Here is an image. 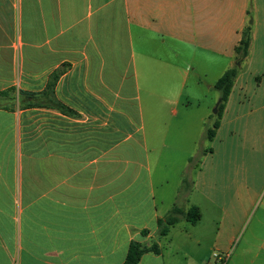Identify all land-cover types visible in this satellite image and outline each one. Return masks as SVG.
Returning a JSON list of instances; mask_svg holds the SVG:
<instances>
[{
  "label": "crops",
  "instance_id": "0c3cea01",
  "mask_svg": "<svg viewBox=\"0 0 264 264\" xmlns=\"http://www.w3.org/2000/svg\"><path fill=\"white\" fill-rule=\"evenodd\" d=\"M185 50L217 54L220 78L239 67L192 193L219 216V251L241 236L233 264H264V0H0V264H124L134 241L160 249L140 264H175L158 222L183 181L159 196L151 153L177 163L200 102L151 84L181 89Z\"/></svg>",
  "mask_w": 264,
  "mask_h": 264
},
{
  "label": "rangeland",
  "instance_id": "374dc122",
  "mask_svg": "<svg viewBox=\"0 0 264 264\" xmlns=\"http://www.w3.org/2000/svg\"><path fill=\"white\" fill-rule=\"evenodd\" d=\"M196 54L198 57L193 58L195 55L194 52L183 51L182 68L184 72H188V77L184 78L186 82L183 83L181 89L178 84H163L157 82L151 84L152 92L154 93L163 92L164 90L162 88H166V91L172 94H179L181 92L184 95V103L188 99L194 102H200L199 105L194 107L196 114L193 117V121L195 119L198 121L191 123V126H185L180 133H183V139L179 147L183 150L181 158L178 159L177 163H156V150L153 151L155 154L151 153V167L158 180L156 183L159 182V173L164 174L161 171H166L167 173V183L163 186L157 185V194L159 196L164 194V199H167V197L170 198V196L178 194L183 181L182 192L184 195L181 196L179 204L181 207L178 206L182 209L185 207V211L188 210V207L196 206L200 209L201 213V222L199 221L200 223L197 226H192L184 219L175 226V229L172 230V234L169 237L170 240H173V244L171 246L169 244L166 247L165 256L166 261L173 262L174 260L175 264H233L237 261L236 255L239 251L241 236H238L232 244L229 255L219 251L214 245L215 236L219 228V216L214 210L209 209L210 204L204 196L196 192L192 193L196 175L202 167V154L211 146V143L207 140V131L213 128V123L207 122L203 124L201 122V119L208 114L205 103L211 102V99L214 97L213 95L219 94L215 90L212 93L209 92L208 86L215 84L219 80L226 62L218 57L217 54L212 55L208 53L205 56L200 52ZM157 75H154L152 79L157 81L160 78ZM216 111V107L209 111L210 117L214 121L217 119L218 111ZM171 135L174 141L177 140L175 137L178 136V132L175 126ZM203 135L206 138H203ZM153 145L154 143L152 141ZM199 153L202 154L198 155ZM188 154H193L192 163L190 164L186 159ZM175 250L179 251V255H176V258L173 259L172 251ZM215 255H218V257H215ZM261 262L264 263V261H260L259 263Z\"/></svg>",
  "mask_w": 264,
  "mask_h": 264
},
{
  "label": "trees",
  "instance_id": "16d2710c",
  "mask_svg": "<svg viewBox=\"0 0 264 264\" xmlns=\"http://www.w3.org/2000/svg\"><path fill=\"white\" fill-rule=\"evenodd\" d=\"M253 40V27L248 25L242 33V38L235 48L236 59L238 63H243L248 60L251 51ZM239 75V67H233L227 70L221 78L215 83V89L220 93V105L218 107L217 119L214 122L213 128L207 131V139L214 140L216 132L220 127L221 119L232 93L235 81ZM57 76L52 79L48 90L54 86ZM57 107L64 111L68 109L62 104H57ZM182 219L186 220L189 224L195 226L201 220L200 209L192 206L189 210L185 211L179 206L173 207L169 215L164 219H160L158 224L160 228V237H167L171 229L175 227ZM160 249L157 244L145 246L139 242H132L130 244L128 254L124 264H140L144 255L148 253H159Z\"/></svg>",
  "mask_w": 264,
  "mask_h": 264
},
{
  "label": "water",
  "instance_id": "95a60500",
  "mask_svg": "<svg viewBox=\"0 0 264 264\" xmlns=\"http://www.w3.org/2000/svg\"><path fill=\"white\" fill-rule=\"evenodd\" d=\"M219 105H220V101H219V103H218V105H217V107H216V108H217V111H218V107H219ZM217 111H216V112H217Z\"/></svg>",
  "mask_w": 264,
  "mask_h": 264
},
{
  "label": "built area",
  "instance_id": "2783aa9c",
  "mask_svg": "<svg viewBox=\"0 0 264 264\" xmlns=\"http://www.w3.org/2000/svg\"><path fill=\"white\" fill-rule=\"evenodd\" d=\"M215 257H218V255H215Z\"/></svg>",
  "mask_w": 264,
  "mask_h": 264
}]
</instances>
